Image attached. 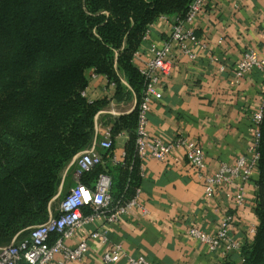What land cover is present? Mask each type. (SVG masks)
I'll return each mask as SVG.
<instances>
[{
	"label": "trees",
	"instance_id": "obj_1",
	"mask_svg": "<svg viewBox=\"0 0 264 264\" xmlns=\"http://www.w3.org/2000/svg\"><path fill=\"white\" fill-rule=\"evenodd\" d=\"M193 1L0 0V245L48 221L63 172L93 146L96 117L110 102L84 95L90 72L115 86V100L137 106L113 122L112 149L80 183L94 191L101 175L111 178L109 215L136 197L143 182L137 130L148 83L134 60L152 25L186 20ZM260 132L259 226L242 246V263L221 264H264V114ZM123 133L124 162L114 164ZM59 237L53 234L51 245Z\"/></svg>",
	"mask_w": 264,
	"mask_h": 264
},
{
	"label": "crops",
	"instance_id": "obj_2",
	"mask_svg": "<svg viewBox=\"0 0 264 264\" xmlns=\"http://www.w3.org/2000/svg\"><path fill=\"white\" fill-rule=\"evenodd\" d=\"M174 19L161 18L152 25L134 60L139 69L150 59L153 46L161 48L170 40ZM192 28L208 49L197 48L198 57L192 60L175 48L173 71L162 87L163 99L152 105L148 129L152 138H187L203 150L207 173L214 174L222 164L234 165L238 158L248 154L255 141L253 115L264 108V79L259 71H254L235 84V69L251 49L264 57V0H207ZM214 58L219 59L220 65ZM223 65L225 72L220 71ZM123 82L129 87L127 81ZM85 95L91 102H110L96 117L94 143L102 140L108 127L112 130L116 119L130 114L137 106L136 101L115 100L116 88L103 76L90 80ZM128 139L127 133L116 139L114 164L124 162ZM77 158L63 172L59 193L51 206L65 191L68 194L77 186L72 169ZM257 180L256 171L246 186V205L238 209L232 196L241 182L208 197L184 151L174 153L165 162L149 159L140 199L148 214L135 209L117 222L99 219L79 230L68 245L77 246L92 233L105 231L112 243L122 244L130 255L145 256L152 264H221L226 258L242 263L241 252L228 257L221 252L211 253L188 231L198 227L214 235L224 217L234 215L232 235L242 244L251 241L250 230L259 226ZM58 213L59 207L54 215ZM89 247L81 264H105L106 246L99 240Z\"/></svg>",
	"mask_w": 264,
	"mask_h": 264
},
{
	"label": "built area",
	"instance_id": "obj_3",
	"mask_svg": "<svg viewBox=\"0 0 264 264\" xmlns=\"http://www.w3.org/2000/svg\"><path fill=\"white\" fill-rule=\"evenodd\" d=\"M206 2L207 0H194L186 20L174 19L170 40L161 48L153 46L150 50V59L140 67V72L146 78L148 85L146 96L140 106L137 130L138 155L142 161L141 171L144 178L146 162L149 159L165 162L174 153L184 151L189 164L197 172L200 181L203 182L208 197L214 196L220 190L234 188L238 182H241L242 185L237 188L232 196L234 206L240 209L247 202L246 186L258 170L260 125L263 120L264 108L253 115V122L256 127L255 141L248 154L238 158L234 165L222 164L214 174L207 173V163L203 150L187 138L181 136L173 141H165L160 138H152L148 129L152 105L154 102L163 99L162 87L165 84V79L170 77L173 71L175 48L192 60H196L198 57L195 53L197 48L203 51L208 49L206 43L196 35L192 28ZM150 30L145 40L148 39ZM222 43L223 40H221ZM214 61L220 65L218 58H214ZM220 71L225 72L226 67L221 66ZM254 71H259L264 79V57L251 49L244 54L236 66L235 84ZM96 77L98 75L91 72L89 80ZM112 147V130L111 127H108L102 133V140L96 141L92 147L79 154L76 159L75 178L78 184L62 200L58 215L51 214L45 224L32 228L25 238L21 239L20 234H18L10 245L0 247V264H81L89 254L90 243L99 240L106 246V252L103 255L105 264L122 261H125L126 264H152L145 256L130 255L125 251L122 244L112 243L105 231L92 233L89 239L82 241L77 246L68 245V241L79 230L99 219H105L109 223L117 222L135 209H140L144 215L148 214L147 208L140 200L141 189L138 190L136 197L129 204L109 215L112 204L111 178L107 175H101L94 191L80 183V179L85 173L104 163L102 151L107 152ZM85 207H91L93 214L86 217L83 213ZM234 222L235 216L227 215L222 220L219 231L214 235H210L198 227L190 228L188 234L192 239L207 246L209 252H221L225 257H228L231 254L241 252L243 246L242 242L232 235L231 226ZM250 233L254 235L256 229L252 228ZM53 234H60V237L51 245L50 241Z\"/></svg>",
	"mask_w": 264,
	"mask_h": 264
},
{
	"label": "rangeland",
	"instance_id": "obj_4",
	"mask_svg": "<svg viewBox=\"0 0 264 264\" xmlns=\"http://www.w3.org/2000/svg\"><path fill=\"white\" fill-rule=\"evenodd\" d=\"M128 103H130V102H128ZM72 169H75V166H73V168ZM74 171V170H73ZM67 195V193H66V191H65V193L55 202V205H53V206H51V204H50V206H49V216H50V214L52 213L53 215L54 214H56L57 213V210H58V207H60V204H61V202H62V200L64 199V197ZM53 202V201H52ZM51 202V203H52ZM36 226H38V225H36ZM36 226H33V227H30V228H28V229H26L25 231H22V232H20L19 234H20V238L21 239H23V238H25L27 235H28V233L30 232V230L32 229V228H35ZM11 244V242L10 241H6V242H3L1 245H0V247H5V246H8V245H10Z\"/></svg>",
	"mask_w": 264,
	"mask_h": 264
}]
</instances>
